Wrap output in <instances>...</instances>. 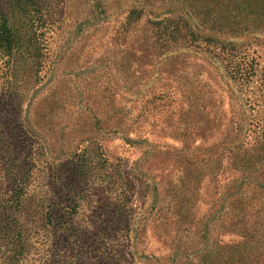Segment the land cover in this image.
I'll list each match as a JSON object with an SVG mask.
<instances>
[{
	"label": "rangeland",
	"instance_id": "rangeland-1",
	"mask_svg": "<svg viewBox=\"0 0 264 264\" xmlns=\"http://www.w3.org/2000/svg\"><path fill=\"white\" fill-rule=\"evenodd\" d=\"M145 2L0 0V264H264V25L171 42Z\"/></svg>",
	"mask_w": 264,
	"mask_h": 264
},
{
	"label": "trees",
	"instance_id": "trees-1",
	"mask_svg": "<svg viewBox=\"0 0 264 264\" xmlns=\"http://www.w3.org/2000/svg\"><path fill=\"white\" fill-rule=\"evenodd\" d=\"M16 1L33 4L36 0ZM182 6L179 8L181 11H178V15L172 19L162 17L155 11H148V15L153 20L149 19L147 23L156 28L160 27L159 33L156 34L157 38L161 34H167L168 39L172 42L176 34L183 32V36L180 34L183 41L189 38V41L197 42L199 38L204 37L207 41L215 42L214 40H218L222 36L231 39L237 37L243 32L255 28L254 24L264 25V0H182ZM172 14V11L167 10L161 15L170 16ZM134 17L138 18L139 13L134 11ZM191 22L193 24H190ZM193 29L197 30L198 33L196 34ZM159 40L157 43L160 42ZM16 41L17 36L10 27L8 20L0 15V54L5 57L11 56L15 51ZM240 190L241 188L237 189L236 192L238 191V193L231 196L233 214L240 213L246 217L258 218V213H262L263 209L247 200L246 193L244 191L239 193ZM261 235L264 236L262 232ZM262 243L264 248V239ZM256 251L254 247H248V254L251 257ZM241 259L242 256L238 252L233 264H238Z\"/></svg>",
	"mask_w": 264,
	"mask_h": 264
}]
</instances>
